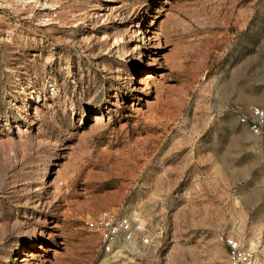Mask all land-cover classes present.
I'll use <instances>...</instances> for the list:
<instances>
[{
	"label": "rangeland",
	"instance_id": "rangeland-1",
	"mask_svg": "<svg viewBox=\"0 0 264 264\" xmlns=\"http://www.w3.org/2000/svg\"><path fill=\"white\" fill-rule=\"evenodd\" d=\"M263 82L264 0H0V264H264ZM102 210L148 243L105 255Z\"/></svg>",
	"mask_w": 264,
	"mask_h": 264
},
{
	"label": "built area",
	"instance_id": "built-area-1",
	"mask_svg": "<svg viewBox=\"0 0 264 264\" xmlns=\"http://www.w3.org/2000/svg\"><path fill=\"white\" fill-rule=\"evenodd\" d=\"M264 96V82L259 85ZM237 122L250 136L258 137L264 132V105H248L238 116ZM85 227L98 234L102 252L107 256L131 253L135 246L148 243V231L136 214H119L102 210L88 216ZM227 264H255L254 251L236 233H222Z\"/></svg>",
	"mask_w": 264,
	"mask_h": 264
},
{
	"label": "bare ground",
	"instance_id": "bare-ground-1",
	"mask_svg": "<svg viewBox=\"0 0 264 264\" xmlns=\"http://www.w3.org/2000/svg\"><path fill=\"white\" fill-rule=\"evenodd\" d=\"M94 119H95L96 121H98V120H103L104 117H102V115H96V116H94Z\"/></svg>",
	"mask_w": 264,
	"mask_h": 264
}]
</instances>
